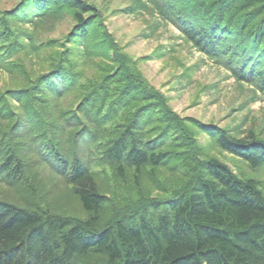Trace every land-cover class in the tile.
<instances>
[{"label":"trees","instance_id":"trees-1","mask_svg":"<svg viewBox=\"0 0 264 264\" xmlns=\"http://www.w3.org/2000/svg\"><path fill=\"white\" fill-rule=\"evenodd\" d=\"M126 1L118 12L152 20L140 37L172 24L199 52L178 79L203 63L223 68L248 93L232 108L245 112L229 127L193 120L205 147L133 67L97 5L18 0L0 10V184L38 194L39 170L49 195L65 186L85 213L58 210L66 206L53 196L33 208L0 198V264H264V182L241 169H264V125L250 115L264 106L249 107L264 103V0ZM65 18L62 38L44 36ZM153 55L165 52L138 60Z\"/></svg>","mask_w":264,"mask_h":264},{"label":"rangeland","instance_id":"rangeland-1","mask_svg":"<svg viewBox=\"0 0 264 264\" xmlns=\"http://www.w3.org/2000/svg\"><path fill=\"white\" fill-rule=\"evenodd\" d=\"M17 1L0 0V10L13 7ZM87 1L94 3L101 9L104 22L113 38L136 61L133 67H137L143 78L168 98L171 109L181 117L182 127L184 129L191 128L189 137L191 135L201 145L209 147V138L203 134H195L193 131L194 128L191 123L193 120L200 119L203 122H215L220 126L228 127L241 120L242 114L245 111H235L234 109L238 108L249 95L245 91L239 92L234 87L233 79L227 76L224 69L217 68L209 62V64L203 63L198 70L191 73V76H187L183 80L178 79L180 78L178 75L183 68L201 63V55L187 43L180 40L179 33L176 28L172 27V24L164 26L151 38H142L139 34L144 28H147L150 24L149 21H152L149 15H129L118 12V9L124 8L128 4L126 0ZM71 24L70 18H65L56 23L50 32H45L44 36L62 38L69 31ZM158 48L165 52V55L161 58H156L153 55L151 59L138 60L142 56L155 53ZM138 71L134 72L139 74ZM184 83L187 85L184 86ZM213 83H215V88L218 87L217 90H212L210 93H205L201 90L204 84L211 86ZM195 101L198 103H194ZM261 106H264V103L259 101L250 103L249 105L251 110L262 109ZM260 111L261 113L256 115L254 113L257 112H250V115L255 117L253 124H258L257 128H262V125H264V113L262 110ZM252 119L249 116V120L244 127H249ZM206 152L208 155H216L220 159L232 164V160L226 152H221L214 147L207 148ZM244 165L241 169L244 170L243 173L246 176L260 179L264 182V169L250 170L245 163ZM162 173V171L157 172V174ZM40 175L41 171H36V173H33L32 180L30 181L39 187L40 193L32 195L29 190V184H25L21 190H9L0 184V198L22 200L27 204H32L31 208H33L35 204L39 206L37 203L43 201L42 199L45 201L51 200L53 196V200L56 197L63 206H66L65 209L58 210L82 218L85 217L84 211L81 210L77 200H75V196L71 194V190L65 186L63 190L62 188H55L54 192L49 195V189L43 181H40ZM113 184L111 177L106 184V192L111 190ZM151 189L154 190L152 187ZM63 193H66L65 198H61L64 195Z\"/></svg>","mask_w":264,"mask_h":264}]
</instances>
